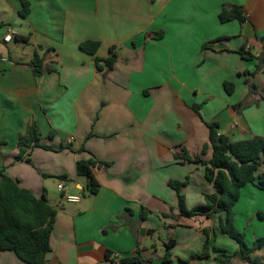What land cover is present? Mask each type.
I'll return each instance as SVG.
<instances>
[{
  "label": "crops",
  "instance_id": "crops-1",
  "mask_svg": "<svg viewBox=\"0 0 264 264\" xmlns=\"http://www.w3.org/2000/svg\"><path fill=\"white\" fill-rule=\"evenodd\" d=\"M28 1L22 18L20 0H0V169L37 198L48 200L51 176L80 197L65 202L56 184L45 264H111V252L137 254V264H247L218 261L235 251L219 242L224 215L184 217L168 182L187 179L180 189L187 210L214 193L204 166L174 158L210 159L206 124L230 141L264 137V0ZM233 5L244 21L219 22L221 8ZM85 41L98 43L94 55L79 49ZM34 55L51 70L36 74ZM32 121L50 149L33 148L29 164L15 156ZM78 161L92 162L94 194ZM263 191L241 188L232 209L238 229L239 219L264 217ZM250 257L264 262V245ZM0 264L26 263L4 251Z\"/></svg>",
  "mask_w": 264,
  "mask_h": 264
},
{
  "label": "trees",
  "instance_id": "trees-1",
  "mask_svg": "<svg viewBox=\"0 0 264 264\" xmlns=\"http://www.w3.org/2000/svg\"><path fill=\"white\" fill-rule=\"evenodd\" d=\"M21 1L19 15L24 18L29 13V1ZM155 1V0H151ZM221 23L236 20L240 23L244 21L240 6H223L218 14ZM163 36L162 31L153 35L158 40ZM98 48L97 42L85 41L79 44V49L85 53L94 55ZM98 65V58H94ZM116 61V56L112 53L104 60V64L111 69ZM29 64L33 67L36 74L43 71L49 72L51 69L42 68V61L34 55ZM253 74V73H251ZM227 84V83H226ZM227 86V85H226ZM252 91L254 88H251ZM264 99V98H263ZM242 105V104H241ZM198 112V107H194ZM209 129V145L211 147V157L204 161L199 157H189L182 154L174 155L175 159L201 164L204 166V179L210 183L214 193L204 194L205 203L187 210L184 204V197L180 189L187 183L184 181H169L168 185L176 192L180 214L190 218L195 215L210 217L211 214L224 216L219 219V229L222 234H226L236 241L238 249L233 255L217 257L220 262L230 261L232 258H240L247 264H264L259 259H252V251L264 245V237L253 241L252 246L248 247L244 242L243 233L238 232L233 226V206L240 197V190L247 184H253L258 189L264 190V137L254 136L249 139L230 141L226 136L218 134L215 123L206 124ZM52 136V135H50ZM0 144L3 141L0 140ZM208 145H204L202 153ZM18 153L16 161H25L31 164L28 157L33 148L49 147L40 145V133L35 122H31L25 134L17 141ZM90 161H78L76 172L79 176L88 178V188L91 194L97 189L96 181L90 176ZM55 210L49 204L45 195L37 198L29 190L19 186L18 182L4 173L0 169V254L4 251H11L15 256L26 264H45L46 253L49 248L50 234L53 228ZM171 242L165 244L166 253L163 262H167L170 256L169 249ZM207 244H204V249ZM204 253L192 255L191 258H202ZM108 257V255H107ZM122 264H137L139 257L136 254L133 258L121 259Z\"/></svg>",
  "mask_w": 264,
  "mask_h": 264
},
{
  "label": "rangeland",
  "instance_id": "rangeland-1",
  "mask_svg": "<svg viewBox=\"0 0 264 264\" xmlns=\"http://www.w3.org/2000/svg\"><path fill=\"white\" fill-rule=\"evenodd\" d=\"M48 180L46 181V185L47 187L50 189V193L48 195V200L49 202L52 203V201L54 199H58L59 198V191H57L56 189V184L59 182V177H56V176H51L49 178H47ZM66 182V186L69 187L70 184ZM68 184V185H67ZM264 193V191H263ZM234 217V215H233ZM241 218V217H240ZM254 220H251L249 221L247 224H243L240 222V219H239V229L234 225V222H233V226L234 228L240 232V233H243V236H244V242L245 244L248 246V247H251L252 246V243L254 241L255 238H261V237H264V217L262 215V218L259 219L257 216L255 218V221L253 222ZM180 230H185L186 233H184L183 235H188L189 236V232L190 230H187V228H179ZM218 229V228H217ZM194 233V232H192ZM218 233V236H219V242H221V239H225L226 241H230V242H227L226 244L228 245V243H233L235 244L234 247H235V251H237L238 249V246H237V243L235 240H233L232 238H230L229 236H227L226 234H222L220 229H219V232ZM180 237H181V234L179 233L178 234ZM196 235H200V234H197ZM253 235H255V238L253 237ZM224 236V237H223ZM194 239L196 238L195 237V234L194 236H192ZM221 238V239H220ZM230 246V245H229ZM230 248V247H229ZM229 250H232V249H229ZM235 251H232L231 253H228L229 255H233Z\"/></svg>",
  "mask_w": 264,
  "mask_h": 264
},
{
  "label": "built area",
  "instance_id": "built-area-1",
  "mask_svg": "<svg viewBox=\"0 0 264 264\" xmlns=\"http://www.w3.org/2000/svg\"><path fill=\"white\" fill-rule=\"evenodd\" d=\"M2 39H3V42L9 43L13 39V34L10 31H8V33H6ZM70 140L71 139H67L66 142L70 143ZM57 189L62 192V194H63L62 197H63V200L65 202H69V203L79 202V200H80L79 196L69 195L66 193L65 183L63 180L59 181V183L57 184ZM121 259H123V258H121L119 253H117V252H111L108 255V260L111 264H122Z\"/></svg>",
  "mask_w": 264,
  "mask_h": 264
}]
</instances>
